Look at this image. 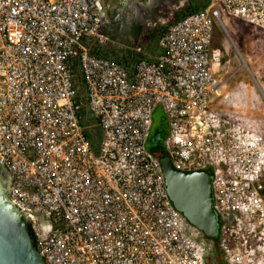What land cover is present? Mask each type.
Returning a JSON list of instances; mask_svg holds the SVG:
<instances>
[{
	"label": "built area",
	"instance_id": "obj_1",
	"mask_svg": "<svg viewBox=\"0 0 264 264\" xmlns=\"http://www.w3.org/2000/svg\"><path fill=\"white\" fill-rule=\"evenodd\" d=\"M223 15L264 30V0H211L156 49L122 45L141 53L128 69L91 52L106 38L96 0H0V159L47 264H206L209 239L147 148L158 107L173 165L213 175L223 244L243 229L264 239V134L211 107Z\"/></svg>",
	"mask_w": 264,
	"mask_h": 264
},
{
	"label": "water",
	"instance_id": "obj_2",
	"mask_svg": "<svg viewBox=\"0 0 264 264\" xmlns=\"http://www.w3.org/2000/svg\"><path fill=\"white\" fill-rule=\"evenodd\" d=\"M166 187L174 206L208 239L218 238L220 223L214 208L210 170L177 169L169 155L159 158ZM0 159V264H47L29 228L28 217L10 199L7 176ZM10 186V185H9Z\"/></svg>",
	"mask_w": 264,
	"mask_h": 264
},
{
	"label": "rangeland",
	"instance_id": "obj_3",
	"mask_svg": "<svg viewBox=\"0 0 264 264\" xmlns=\"http://www.w3.org/2000/svg\"><path fill=\"white\" fill-rule=\"evenodd\" d=\"M210 3L211 0L189 1L191 9ZM223 24L215 22L213 46L223 53L219 73L225 84L219 95H213L211 107L222 116L264 134V30L229 15H223ZM137 42L145 45L147 41Z\"/></svg>",
	"mask_w": 264,
	"mask_h": 264
},
{
	"label": "flooded vegetation",
	"instance_id": "obj_4",
	"mask_svg": "<svg viewBox=\"0 0 264 264\" xmlns=\"http://www.w3.org/2000/svg\"><path fill=\"white\" fill-rule=\"evenodd\" d=\"M166 1L175 2L177 5L173 8L172 19L174 20L181 18L183 13L192 8L189 4L190 0H133V2L130 1L132 4L130 9L136 11L133 4H137L139 9L150 10L151 14L155 15L168 7ZM96 2L101 19L100 32L106 37L102 40L103 42L112 43L114 39L121 41L141 39L144 28L142 14H137L134 18L129 17L126 0H96ZM155 33V30L150 32L151 35ZM10 183V177L7 176L8 187ZM40 217L42 221L52 224L49 213L40 211ZM263 259L264 239L248 229L227 236L225 244L220 237L209 239L207 252L209 264H264Z\"/></svg>",
	"mask_w": 264,
	"mask_h": 264
},
{
	"label": "trees",
	"instance_id": "obj_5",
	"mask_svg": "<svg viewBox=\"0 0 264 264\" xmlns=\"http://www.w3.org/2000/svg\"><path fill=\"white\" fill-rule=\"evenodd\" d=\"M205 6H206V4H203V5H200L198 8L190 9L189 11L183 13L182 16L186 15L189 12L202 9ZM157 35H158V32L153 34L152 36H153V38L154 37L156 38ZM155 40L157 41V39H155ZM127 44H131V42L128 41ZM153 45H154V43L152 42V44H149L148 46L155 47ZM91 52L95 55L109 57L115 61H118L121 64H123L125 67H127L128 69H131L132 66L135 64V62L138 61L139 58L141 57V53L135 52V51L127 49V48L120 47L114 43L103 42L101 40H96L95 42L92 43ZM73 69L77 74V78L80 79L79 65H78L77 61H75L73 63ZM81 94H82V91H80V95ZM167 132L168 131H166V125L161 124V126L159 128L152 129L150 137L148 139V142H147L148 150L150 152H152L158 158L167 154L165 146H164V140L167 136ZM88 136L90 137L89 134H88ZM9 196H10V194H9ZM28 225H29L30 231L33 235V230H32L31 224L28 223Z\"/></svg>",
	"mask_w": 264,
	"mask_h": 264
},
{
	"label": "crops",
	"instance_id": "obj_6",
	"mask_svg": "<svg viewBox=\"0 0 264 264\" xmlns=\"http://www.w3.org/2000/svg\"><path fill=\"white\" fill-rule=\"evenodd\" d=\"M130 1L133 2V0H126V5H128L127 7V11H128V15L129 17L134 18L135 15H141L142 14V22L144 23V28L143 31L141 33L140 38L141 39H145V45L138 43L137 40H125V41H121V40H113L112 43L116 44V45H120L122 47V45H125L128 43V41L131 42V44H141L143 46H146L148 48L151 49H156L157 46V41L155 39H157V36L164 31L171 23H173L174 21L178 20H174L172 19V15H173V8H175L177 5L175 2H169L166 1L167 3V8L161 10V12L159 13H155V15L151 14V11H146L144 9H139L137 4H133V8L136 9V11L134 9H130V6L132 4H130ZM135 3V2H134ZM142 5V4H141ZM143 8V7H142ZM132 14V15H130ZM150 30V31H149ZM156 31V33L158 32V35L156 36V38H153V34L151 35L150 32L151 31ZM152 36V37H151ZM140 40V39H139ZM153 40L156 41V43L153 45L155 47H151L148 46L149 44H152ZM161 124H165L166 125V121H165V117L163 114V110L161 109V107L156 108L155 113H154V122H153V127L152 129H157L161 126ZM166 131L167 130V125H166ZM206 264H209L207 257H206Z\"/></svg>",
	"mask_w": 264,
	"mask_h": 264
}]
</instances>
